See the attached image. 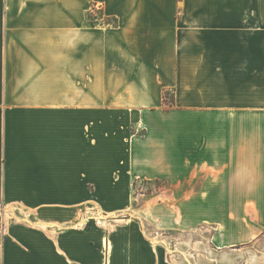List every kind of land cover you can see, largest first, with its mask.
<instances>
[{"label":"crops","instance_id":"crops-1","mask_svg":"<svg viewBox=\"0 0 264 264\" xmlns=\"http://www.w3.org/2000/svg\"><path fill=\"white\" fill-rule=\"evenodd\" d=\"M141 181L264 213V0H0V264H179Z\"/></svg>","mask_w":264,"mask_h":264},{"label":"rangeland","instance_id":"rangeland-1","mask_svg":"<svg viewBox=\"0 0 264 264\" xmlns=\"http://www.w3.org/2000/svg\"><path fill=\"white\" fill-rule=\"evenodd\" d=\"M103 8L105 11V6ZM171 101L172 95L169 96V104ZM135 195H143L134 203L138 212L149 203L175 208V216L172 215L175 225L171 229H159L156 224L146 221L145 230L154 242L169 249L168 254L176 263L264 264V231L252 239L253 230L248 229V224L253 225L256 219L264 222L261 204L177 203L173 201V188L163 181L137 182ZM160 213L159 217L169 220L167 213ZM193 214H197L196 220L191 218ZM3 226L4 220L0 215V227ZM243 242H254L256 246L243 248L240 246Z\"/></svg>","mask_w":264,"mask_h":264},{"label":"built area","instance_id":"built-area-1","mask_svg":"<svg viewBox=\"0 0 264 264\" xmlns=\"http://www.w3.org/2000/svg\"><path fill=\"white\" fill-rule=\"evenodd\" d=\"M102 3H92L88 9V19L96 26L112 27L117 25L115 19L112 20L110 16H107ZM113 21V22H111Z\"/></svg>","mask_w":264,"mask_h":264},{"label":"trees","instance_id":"trees-1","mask_svg":"<svg viewBox=\"0 0 264 264\" xmlns=\"http://www.w3.org/2000/svg\"><path fill=\"white\" fill-rule=\"evenodd\" d=\"M170 92H165L164 93V105H169V102H168V99H169V96H170Z\"/></svg>","mask_w":264,"mask_h":264}]
</instances>
